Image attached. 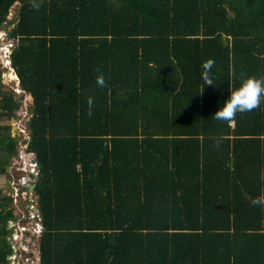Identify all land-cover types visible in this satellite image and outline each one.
Masks as SVG:
<instances>
[{
  "label": "trees",
  "instance_id": "16d2710c",
  "mask_svg": "<svg viewBox=\"0 0 264 264\" xmlns=\"http://www.w3.org/2000/svg\"><path fill=\"white\" fill-rule=\"evenodd\" d=\"M4 29L34 99L38 264H264V104L214 114L264 77V0H0ZM3 74L0 174L23 106ZM13 202L0 195V264Z\"/></svg>",
  "mask_w": 264,
  "mask_h": 264
},
{
  "label": "rangeland",
  "instance_id": "374dc122",
  "mask_svg": "<svg viewBox=\"0 0 264 264\" xmlns=\"http://www.w3.org/2000/svg\"><path fill=\"white\" fill-rule=\"evenodd\" d=\"M15 9L12 10L10 18L14 15ZM10 57V42L7 40V33L3 30L0 32V69L4 72L3 74V84L8 90H13L15 92H20V85L16 79V76L12 70ZM8 69L9 71H6ZM30 95L26 94L23 100V106L21 110L17 113V117L12 120L6 119L3 120L4 126L11 127L12 137L20 138V147H19V156L14 159L11 163V166L7 169L5 174H0V195L1 197H8L14 200L13 204L9 206L8 209H14L16 218L9 222V230H13L12 234L8 236L9 242L18 245L17 255H11L10 259L11 264H27V261H31L34 264L38 262V253L35 249L37 246V240L39 241L40 233L42 231V225L37 224L34 229L35 236H28L25 232L27 230L28 216L35 214L38 215L37 209V196L35 191L31 189L32 185L35 182V178H32V165L35 163L33 159L35 158L32 154H29L28 144L26 141L28 138V125L27 119L28 111L30 108ZM32 155V156H31ZM31 156V157H30ZM38 171V168L37 170ZM18 172V173H16ZM29 178V180H27ZM26 181V182H25ZM29 206V207H28ZM30 208L33 211H30ZM34 208V209H33ZM36 211V213L34 212ZM14 234V240L12 235ZM35 237V238H33ZM30 240L28 245L33 249L34 258H26L28 254L25 253L27 246H23L22 241ZM25 244V243H24ZM29 249V247H27ZM23 251L24 249V252ZM30 251V249H29ZM18 257V258H17ZM14 262V263H13Z\"/></svg>",
  "mask_w": 264,
  "mask_h": 264
},
{
  "label": "clouds",
  "instance_id": "9594fccd",
  "mask_svg": "<svg viewBox=\"0 0 264 264\" xmlns=\"http://www.w3.org/2000/svg\"><path fill=\"white\" fill-rule=\"evenodd\" d=\"M32 6L34 8L39 7V5L37 3H33ZM4 31L7 33L6 29H4ZM8 42H10V41H8ZM10 43H12V42H10ZM11 54H12V52H11ZM10 61H11V59H10ZM214 63L215 62L213 59H208L207 61L202 63L201 67H202L203 71L201 72V78L204 81V84H209V85L214 84L213 80L210 78V75H209L212 68H213ZM11 65H12V62H11ZM12 70H13V72L16 76V79L20 85V81H19L18 76L15 73V70L13 68H12ZM6 71H9V70L6 69ZM96 83L98 85H100L101 87H103L105 85V79H104L103 75L97 76ZM21 92H23V91L21 90L20 92H17L18 95ZM25 95H26V93H25ZM87 103H88L89 114H91V109H92V105H93V98L89 97ZM262 104H264V77L258 78V77H254V76H249V77L243 79L237 87L232 89L230 92L228 91L226 98L220 103L218 110L214 113L215 119L220 120V121H230L238 113L251 112L253 109H256L258 106H260ZM27 180H29V178H27ZM255 207L257 209H259V208L264 207V205L256 204ZM13 235H14V233H13ZM13 235H12V238L14 240ZM35 247H36V245H35ZM35 251H36V249H35ZM32 264H34V263H32ZM36 264H38V262Z\"/></svg>",
  "mask_w": 264,
  "mask_h": 264
},
{
  "label": "built area",
  "instance_id": "2783aa9c",
  "mask_svg": "<svg viewBox=\"0 0 264 264\" xmlns=\"http://www.w3.org/2000/svg\"><path fill=\"white\" fill-rule=\"evenodd\" d=\"M13 44L12 43H10V56H11V52H12V48H13ZM9 59H10V57H9ZM37 168H38V166H37V163H34L33 165H32V174L33 175H37L38 174V171H36L37 170ZM26 182V181H25ZM34 209V208H33ZM30 211H33L31 208H30ZM35 213H36V211H34ZM37 217H38V215L37 214H35L34 216H32V215H30V216H28V224H26L27 225V230H25L26 232V234L28 235V236H35V233H34V229H35V226H37V224H40L39 222H37ZM15 234V233H14ZM13 237H14V235H13ZM29 239H28V241H22V244H23V246H27V247H29V249H30V251H29V249L26 247V249H25V253L26 254H30V255H27L26 256V258L28 259V258H30V259H32V258H34V256H32V254L34 253L33 252V249L28 245V243H29ZM25 243V244H24ZM12 246H13V249H14V253L12 254V255H17V252H19V249H17V247H18V245L16 246L15 244H12ZM35 246V245H34ZM21 251H22V249H21ZM22 252H24V249H23V251ZM18 258V257H17ZM14 263V262H13ZM26 263H30V264H32L31 263V261H27ZM18 264V263H17Z\"/></svg>",
  "mask_w": 264,
  "mask_h": 264
},
{
  "label": "water",
  "instance_id": "95a60500",
  "mask_svg": "<svg viewBox=\"0 0 264 264\" xmlns=\"http://www.w3.org/2000/svg\"><path fill=\"white\" fill-rule=\"evenodd\" d=\"M25 93L24 92H21V93H19V98H20V100H24V98H25ZM29 102L32 104L33 102H34V99H33V97L30 95V99H29ZM35 158L33 159V161L35 162V163H37V160H36V156L34 155V154H32ZM31 155V156H32ZM30 156V157H31ZM36 178L38 177V174L37 175H34ZM36 187H37V185L36 184H33L32 185V191L34 192L35 191V189H36ZM39 252V250L38 249H36V253H38Z\"/></svg>",
  "mask_w": 264,
  "mask_h": 264
}]
</instances>
